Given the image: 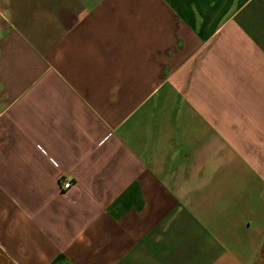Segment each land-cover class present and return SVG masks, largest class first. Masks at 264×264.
I'll list each match as a JSON object with an SVG mask.
<instances>
[{
	"label": "crops",
	"instance_id": "0c3cea01",
	"mask_svg": "<svg viewBox=\"0 0 264 264\" xmlns=\"http://www.w3.org/2000/svg\"><path fill=\"white\" fill-rule=\"evenodd\" d=\"M0 251L264 264V0H0Z\"/></svg>",
	"mask_w": 264,
	"mask_h": 264
},
{
	"label": "built area",
	"instance_id": "2783aa9c",
	"mask_svg": "<svg viewBox=\"0 0 264 264\" xmlns=\"http://www.w3.org/2000/svg\"><path fill=\"white\" fill-rule=\"evenodd\" d=\"M72 187V183L70 181H67L63 184V189L68 190Z\"/></svg>",
	"mask_w": 264,
	"mask_h": 264
},
{
	"label": "trees",
	"instance_id": "16d2710c",
	"mask_svg": "<svg viewBox=\"0 0 264 264\" xmlns=\"http://www.w3.org/2000/svg\"><path fill=\"white\" fill-rule=\"evenodd\" d=\"M5 263V258L2 256V253L0 251V264Z\"/></svg>",
	"mask_w": 264,
	"mask_h": 264
}]
</instances>
